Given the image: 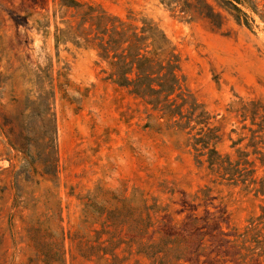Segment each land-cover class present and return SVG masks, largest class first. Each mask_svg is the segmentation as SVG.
<instances>
[{"label":"rangeland","instance_id":"1","mask_svg":"<svg viewBox=\"0 0 264 264\" xmlns=\"http://www.w3.org/2000/svg\"><path fill=\"white\" fill-rule=\"evenodd\" d=\"M80 1L159 24L180 53L186 87L218 129L217 149L235 157L241 124L226 108L238 96L264 104V0L240 5L249 26L219 0L208 2L223 14L220 25L158 0ZM63 2L0 0V264H115L109 254L81 256L80 246L97 238L116 244V264H157L141 248L161 235L183 238L179 264H262L244 260L232 241L261 200L196 165L187 141L197 128L189 135L168 129L150 106L102 80L107 65L95 50L57 44L56 27L73 21ZM207 188L203 198L198 191ZM144 197L169 207L147 234ZM61 228L73 238L62 243Z\"/></svg>","mask_w":264,"mask_h":264},{"label":"trees","instance_id":"2","mask_svg":"<svg viewBox=\"0 0 264 264\" xmlns=\"http://www.w3.org/2000/svg\"><path fill=\"white\" fill-rule=\"evenodd\" d=\"M171 12L180 16L198 14L220 25L223 18L208 0H158ZM220 7L229 13L239 24L249 26V16L240 7L247 5L246 0H219ZM61 6L74 10L73 21L65 28L56 27L55 41L71 40L77 46L95 50L100 62L107 65L102 69L105 82L124 89L127 94L140 99L151 110L164 119L167 128L175 133L195 135L188 139L187 146L196 152L195 163L198 167L206 165L212 175L233 185L242 184L244 190L253 192L262 202L258 215L251 217L243 230L235 229L233 242L239 247L241 257L257 258L264 264V104L260 99L238 96V100L226 108L241 124L240 136L232 140L235 157L222 154L216 147L219 138L218 129L211 126V116L205 106L188 90L185 78L181 74V56L176 45L170 40L159 24L152 19L141 18L140 23L131 16L121 17L93 4L80 0H64ZM251 7V6H249ZM236 132V130H232ZM53 143L52 135L48 139ZM261 170V175H257ZM208 188L200 189L203 198H209ZM201 197L196 193L194 200ZM142 199L141 230L147 234L155 225V216L168 211V206L158 203L152 197ZM206 214L213 212L205 209ZM216 216L210 221L218 224ZM157 220V219H156ZM108 221H113L111 213ZM194 217L193 223H198ZM157 222V221H156ZM105 227L109 224L106 221ZM71 234L61 228L62 243ZM51 237H54L50 234ZM183 238L161 235L158 241L142 244L141 252L152 258L157 264H179L186 254L181 249ZM116 244L112 239L97 238L94 244L80 246V254L86 260H107L111 255L115 264ZM64 253V250H61ZM172 254V256H170ZM161 255V256H160Z\"/></svg>","mask_w":264,"mask_h":264}]
</instances>
